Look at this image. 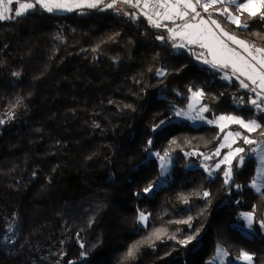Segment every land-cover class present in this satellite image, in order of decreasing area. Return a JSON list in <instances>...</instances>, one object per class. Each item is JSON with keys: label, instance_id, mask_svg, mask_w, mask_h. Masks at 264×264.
Listing matches in <instances>:
<instances>
[{"label": "trees", "instance_id": "trees-1", "mask_svg": "<svg viewBox=\"0 0 264 264\" xmlns=\"http://www.w3.org/2000/svg\"><path fill=\"white\" fill-rule=\"evenodd\" d=\"M126 13L101 5L55 16L37 6L0 21V264H208L217 247L230 264L242 251L264 264V185L258 194L249 186L257 143L236 142L244 160L233 159L225 184L223 166L212 177L202 167L223 156L214 155L219 129L172 121L202 91L205 117L264 124L254 93L222 80L229 70L198 59V46L173 47L174 23L156 28ZM214 16L264 47V21L244 14L242 28ZM243 135L264 140L259 130ZM165 152L170 181L158 186L149 154Z\"/></svg>", "mask_w": 264, "mask_h": 264}, {"label": "snow or ice", "instance_id": "snow-or-ice-1", "mask_svg": "<svg viewBox=\"0 0 264 264\" xmlns=\"http://www.w3.org/2000/svg\"><path fill=\"white\" fill-rule=\"evenodd\" d=\"M13 0H0V21L14 18L8 15L12 11L8 5L12 4ZM118 4L128 5L132 8L143 9L157 8L163 9V12L156 11L155 15L161 17L163 20H169L175 23L176 19L184 21L183 24L176 25L175 28H167V25L161 23L160 19H154L147 11L142 14L146 16L149 23L156 28L165 27L169 32V38L175 41L177 37L181 41L179 44H173V47L184 48L189 45L198 46L202 51L197 55V58L203 59L205 64H210L213 68L230 69L231 75L235 76L240 81V87L250 89L255 93V98L250 99L249 103L253 105L260 112H264V47L249 43L244 39H240L236 35L229 33L221 24L213 19L211 13L207 19L203 18L197 6L201 7L204 12L208 13L209 9H213L237 27L248 28L247 19H242L244 14H247L248 19L259 18L264 21V0H155L154 3H149V0H112L111 3H104V0H31V2L19 3V7L15 10V17L26 14L30 10H34L37 6L46 12L52 13L58 10L72 11L74 8H98L103 5L104 8L116 9ZM235 5V10L230 11L228 7L217 8L216 5ZM189 12L193 15L189 17ZM126 15L128 13H125ZM189 17V19H185ZM197 17L199 20L197 21ZM135 18V17H134ZM197 21L195 23L189 21ZM157 39L163 40V36H158ZM231 42V44L229 43ZM236 45L238 47H232ZM242 49V51L238 50ZM211 57V59H208ZM164 71L160 70L158 75H164ZM18 75V74H17ZM243 77L244 79H240ZM225 79H230L226 73ZM202 91H195L192 93V98L199 101L203 97ZM193 107L189 105V109ZM209 111L208 107L201 105L197 116H191L190 113L183 110L176 111V116H187L190 119H204L202 113ZM2 122V121H0ZM208 123H217L221 132L228 127L229 124H237L246 132L252 133L259 130V135L264 136V124L257 121V119L245 120L239 116H219L215 121L209 120ZM163 123V121H161ZM158 126V125H157ZM237 138H242L245 144H256L258 141L250 139L249 136L241 134V132H227L224 136V143L220 148H231ZM152 143L151 140L148 141ZM175 143V141H173ZM220 148H217L214 155H220ZM245 150L243 148H236L234 151L228 152L219 163L216 164V169L220 168V164H228L229 167L224 171L225 184H228L232 179V161L238 158L240 163H243L244 157L240 156ZM255 151V149H253ZM156 155L160 158L161 168L166 169L170 162L169 153L165 152L163 156L159 153ZM186 155H192L188 153ZM206 160L211 159L210 156L204 157ZM206 170L207 167H206ZM211 176V171L209 170ZM255 187V184H254ZM145 188L144 191H149ZM258 192L260 188L256 189ZM205 197L209 196L208 192H204ZM243 219L247 221L249 228L252 227L255 216L254 212H247L242 214ZM147 217L141 213L140 220L146 221ZM260 227L264 228V220L259 221ZM159 238V237H157ZM83 247V245H81ZM135 246L129 249L128 256L134 255ZM218 254L227 253L223 249H217ZM83 255V254H82ZM241 260L251 264L253 256L248 252L242 251L240 253Z\"/></svg>", "mask_w": 264, "mask_h": 264}, {"label": "rangeland", "instance_id": "rangeland-1", "mask_svg": "<svg viewBox=\"0 0 264 264\" xmlns=\"http://www.w3.org/2000/svg\"><path fill=\"white\" fill-rule=\"evenodd\" d=\"M104 2H105V1H104ZM238 2H239V0H238ZM108 3H110V2H108ZM216 6H217V5H216ZM227 6H229V5L226 4L225 7H227ZM233 6H235V5H233ZM18 7H19V5H13V6H10V7H9L10 9H12V11L9 12L8 15H9L10 17H14V18L6 19V20H13V19L17 18V17H15V10H16ZM85 8H87V7L80 8V9H78V10L85 9ZM200 9L202 10L201 7L197 6V11L200 12V14H201V16H202L203 18L207 19L208 16H209V13H211L212 18H213V19H217V18L214 16V14H219V13H217V12L214 11L213 9H209V12H208V13H205L204 10L201 11ZM32 11H34V10H30V11H28L27 13H30V12H32ZM27 13H26V14H27ZM26 14H24V15H26ZM68 14H69V13H67V14H60V12H56V13H54L53 15H55V16H65V15H68ZM190 15H193V14H192L191 12H189V16H190ZM219 15H220V14H219ZM21 16H23V15H21ZM221 16H222V15H221ZM222 17H223L225 20L229 21V20L227 19L226 16H222ZM186 18H187V17H186ZM160 20H161V23L164 24V25H167L168 23L172 22V21H169V20H163V19H161V18H160ZM198 20H199V17H197V21H198ZM2 21H4V20H2ZM178 21H179V19H176L175 23H177ZM197 21H192V23H195V22H197ZM229 22H230V21H229ZM221 25H222V24H221ZM229 43L231 44V42H229ZM232 47H238V46H236V45H232ZM225 74H226V73H224V72L221 74V79L224 80V81L230 82V81H232L234 78H236L235 76H234V78H232V77L230 76V74L227 73V74L230 76V79H225V78H224ZM253 98H255V93H254V97H253ZM253 98H251V99H253ZM190 104L193 105V107H192L191 109H189V105H190ZM201 105H202V104H201V99L197 102V101L193 100V98H192V94H191V96H190V98H189V103H188L186 109L183 110V111H184V112H188V113H190L191 116H197V114L199 113V108H200ZM250 106H251L255 111H258L257 113L260 112V111L257 110L253 105L250 104ZM175 113H176V112H175ZM175 113L173 114V118H172V121H173V122H176V123H179V122L188 123V124L191 125L192 127H198V126H203V125H210V126H215V127H217V128L219 129L220 133L222 134L221 142L219 143V145H218L217 148H220V145H221L222 143H224V136H225V134H226L227 132H236V131H239V132H241L242 136H243V133H245V134L248 133V132H246L245 129L241 128V127H240L239 125H237V124H229L228 127L224 130V132H221L220 127L218 126L217 123H211V124H210V123L207 122V121H209V120H213V121H215L217 117H215V118H207V117H205V112L202 113V115L204 116V119H203V120H201V119H190V118H188L187 116H176ZM260 113H262V114L264 115V112H260ZM218 117H219V116H218ZM232 126H236V128H233ZM239 139H240V138H237V139H236L235 143L232 144L231 148H228V147L220 148V153L224 151L223 156L221 157L220 161L223 160V157H224L228 152H230V151H234L236 148H238V146H236V142H237ZM239 148H242V147H239ZM253 149H255V151L252 150V156H253L254 159L256 160V162H255V173H254V177H253V179H252V181H251V183H250L249 186L251 187V189L253 190V192H254L255 194H258V193H260V191H261V189H262V187H263V185H264V140H262V141L260 140V141L255 145V147H254ZM214 153H216V151H215ZM240 154H241V153H240ZM240 154H239V155H240ZM149 158H153L154 160H156L157 167H158L159 172H160V181H159V183H158V186L166 185V183H168V181H170V170H171L172 165H173L172 159L169 158L170 162L167 164L166 169H162V168H161V161H160V158H159L156 154H152V153H150V154H149ZM210 160H211V159L206 160L204 157H202V161H204V162H209ZM202 163H203V162H202ZM218 163H219V162H218ZM215 166H216V164H215L211 169H208V164H206V163H205V164H202V167H204L205 169H206V167H207V169H208V170H207V173H208V174H209V170L211 171V177H212V174L215 173V172L218 170V169H216ZM221 166H223L224 171L227 170V168L229 167L228 164H220V167H221ZM223 176H224V172H223ZM254 184H255V187H254ZM257 187L260 188V191H259V192L256 190ZM242 218H243V216H242ZM145 222H146V221H143V222H142V221L140 220V217H139V223H140V225L144 226V225H145ZM262 233L264 234V228H262ZM218 248H220V247H217V249H218ZM217 249H216V254H215L214 259H213L212 261H210L208 264H230V263L228 262L229 260H228L227 256L224 255L223 253H219V254H218ZM220 249H221V248H220ZM233 264H247V262H246V261H243V260H241V259L239 258V259L235 260V261L233 262ZM251 264H253V263L251 262Z\"/></svg>", "mask_w": 264, "mask_h": 264}, {"label": "built area", "instance_id": "built-area-1", "mask_svg": "<svg viewBox=\"0 0 264 264\" xmlns=\"http://www.w3.org/2000/svg\"><path fill=\"white\" fill-rule=\"evenodd\" d=\"M104 1H108V2H112V0H104ZM155 0H149V3H154ZM118 11L121 12V14H123V10H134L137 11L139 13H143L144 11H147L149 15H152L154 19H157L158 17L155 15L156 11H160L163 12V9H157V8H149V9H143V7L141 6L140 8H132L128 5H124V4H118L117 8ZM146 17V16H145Z\"/></svg>", "mask_w": 264, "mask_h": 264}, {"label": "crops", "instance_id": "crops-1", "mask_svg": "<svg viewBox=\"0 0 264 264\" xmlns=\"http://www.w3.org/2000/svg\"><path fill=\"white\" fill-rule=\"evenodd\" d=\"M23 2H31V0H13V3L10 4V5H8V7L13 6V5H19V3H23ZM78 9H80V8H74L72 11L58 10V11L52 12L51 14H54V13H56V12H60V14H67V13H71V12H73V11H76V10H78ZM85 9H86V8H85ZM42 10H43V9H42ZM200 10H201V9H200ZM201 11H203V9H202ZM48 13H49V12H48ZM205 13H206V12H205ZM190 16H191V15H190ZM190 16H189V17H190ZM189 17H187V18H185V19H189ZM189 22H192V21L190 20ZM183 23H184V21L179 20L177 23H174L175 25H173L172 28H175L176 25H178V24H183ZM168 24H173V22H170V23H168ZM176 40H177V41H180L178 37H177ZM180 42H181V41H180ZM231 46H232V45H231ZM238 50L242 51V49H238ZM208 59H211V57H208ZM228 70H229V72H224V73H228V74H230V76H231L232 78H234V76L231 75V70H230V69H228ZM242 78H243V77H242Z\"/></svg>", "mask_w": 264, "mask_h": 264}, {"label": "bare ground", "instance_id": "bare-ground-1", "mask_svg": "<svg viewBox=\"0 0 264 264\" xmlns=\"http://www.w3.org/2000/svg\"><path fill=\"white\" fill-rule=\"evenodd\" d=\"M125 13H126V10H123V15H125ZM160 18H161V17H158L157 19H160ZM223 72H229V71H223ZM223 72H222V73H223ZM234 79H237V78H234ZM234 79H233V80H234ZM243 79H244V78H243Z\"/></svg>", "mask_w": 264, "mask_h": 264}]
</instances>
